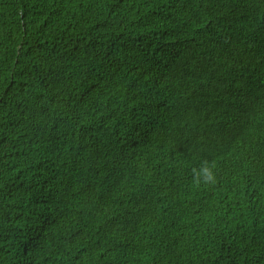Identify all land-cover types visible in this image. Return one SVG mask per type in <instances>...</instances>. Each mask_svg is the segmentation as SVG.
<instances>
[{
    "label": "trees",
    "instance_id": "1",
    "mask_svg": "<svg viewBox=\"0 0 264 264\" xmlns=\"http://www.w3.org/2000/svg\"><path fill=\"white\" fill-rule=\"evenodd\" d=\"M263 74L264 0H0V264H264Z\"/></svg>",
    "mask_w": 264,
    "mask_h": 264
},
{
    "label": "clouds",
    "instance_id": "2",
    "mask_svg": "<svg viewBox=\"0 0 264 264\" xmlns=\"http://www.w3.org/2000/svg\"><path fill=\"white\" fill-rule=\"evenodd\" d=\"M262 77L258 81L264 80V74L259 75ZM246 82L249 84L248 79ZM253 85H249L251 88ZM243 89L236 82H218L214 83V88L208 90V110L210 111H220L223 109L237 110L238 106L241 104L242 96L245 92L241 93ZM241 94V98L238 100ZM241 170V169H239ZM192 182L197 186H214L217 182V174L215 170V164L210 163L208 160H203L198 167H193L191 169Z\"/></svg>",
    "mask_w": 264,
    "mask_h": 264
},
{
    "label": "bare ground",
    "instance_id": "3",
    "mask_svg": "<svg viewBox=\"0 0 264 264\" xmlns=\"http://www.w3.org/2000/svg\"><path fill=\"white\" fill-rule=\"evenodd\" d=\"M204 1L208 4V0H204ZM233 121H235V118L233 119ZM247 121H248L247 119H244V121L242 122L243 126L253 127V129H255V131H259V133H263L258 128L254 127L253 125L249 126ZM247 145L251 146V143H247ZM248 148H245V149H248ZM254 148H255L254 151H257V149H259V146L257 145V147H254ZM245 179H246V177H245ZM253 186H254V189H253V192L250 196L248 203H254V202H257L259 199L264 198L263 191H261V177H259V175H256ZM249 206L253 207V205H249Z\"/></svg>",
    "mask_w": 264,
    "mask_h": 264
},
{
    "label": "rangeland",
    "instance_id": "4",
    "mask_svg": "<svg viewBox=\"0 0 264 264\" xmlns=\"http://www.w3.org/2000/svg\"><path fill=\"white\" fill-rule=\"evenodd\" d=\"M206 120H207V118L205 119V121ZM181 225H182V222L178 224V228L175 231H173L172 233L180 232L181 231ZM173 235H177V234H173ZM209 245H210V238H208V252L210 251Z\"/></svg>",
    "mask_w": 264,
    "mask_h": 264
}]
</instances>
